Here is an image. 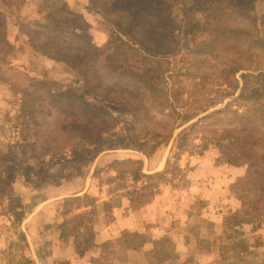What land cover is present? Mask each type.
<instances>
[{"label": "rangeland", "instance_id": "rangeland-1", "mask_svg": "<svg viewBox=\"0 0 264 264\" xmlns=\"http://www.w3.org/2000/svg\"><path fill=\"white\" fill-rule=\"evenodd\" d=\"M109 2L0 0V13L5 20L4 34L12 50L5 60H1L4 53H0V264H32L30 259L33 253L29 239L32 235L23 229V225L20 227L15 224V213L22 212L24 221L33 210L45 207L51 212L48 218L51 216L58 222L61 218L70 220L73 214H80L74 210L78 205L81 213L85 210L89 212L85 219H91L90 224L98 220L105 223L110 221L111 215L108 213L112 207L124 204V192H131L130 208L137 211L135 220L137 218L138 230L146 225L153 228L156 224L155 214L140 211L152 204L159 195L160 204L169 213L161 216L164 226L182 221L173 216V203L180 207L184 204L188 209L189 233L193 237L192 241L200 243L201 247H194L191 262L188 257H184L180 264H208L205 263L208 261L205 252L210 250L215 251L212 259L216 260L227 258L224 253H242L241 261L238 259L228 264H264V159H261L259 153L264 150V146L254 147L253 141L243 138H220L221 131L216 130L218 128L213 120L208 122L214 123L211 130L196 127L190 131L198 119L217 113L226 105L232 111H241L243 106L249 108L254 104L256 98L249 96H244L242 103L236 102L239 91L223 100V90L227 88L221 79L222 71L229 62L241 60V52L250 54L252 69L238 72L235 76L240 88L241 75L264 76V59H257L260 57L258 50L243 41L234 43L236 49L230 57L220 52L221 49L225 52L226 46L220 49L221 46L217 45L214 50L203 48L198 44L201 40L199 33L193 30L203 29L208 24L201 19L200 14L192 10L186 15L175 16L176 41L159 33L155 42H147L149 48L160 50L167 56L165 59H151L148 47L141 48L138 43L143 40L141 36L132 38L112 25L113 19L121 20V17L107 12ZM172 4L177 3L173 1ZM250 7V16L255 23V31L251 36L259 38L264 44V0H253ZM218 30L221 31L220 28ZM79 37L83 41H90L104 55L93 56L97 61H90L92 55L82 47H72V50L77 49L69 54L76 60L86 61L89 70L95 64L92 69L94 72H88V82L94 83L93 74L96 73L102 82L101 88L111 87L116 99L124 98L132 108L137 107L136 122L122 105L103 104L96 100L89 92L85 79L77 71L35 51L37 46L48 52L55 50V46L64 52L63 48L68 49L74 38ZM203 49L207 51L202 52ZM192 51L196 53L192 55ZM190 60L187 72L185 68ZM157 74L163 76L159 78ZM148 76L153 77L154 85L160 88L174 89L181 85V101L173 100L180 110L187 107L192 112L193 108L196 110L210 106L209 110L181 125L173 134L169 133L170 128L174 127L177 114L173 112L171 116L164 117L156 114L149 106L146 92L135 81ZM254 89L258 101L264 102V88L254 86ZM23 90L37 96L40 108L51 114L45 120L35 119L38 126L31 123V115L27 110L21 111ZM47 93L60 96L64 101L60 98L51 101L45 96ZM69 94L83 97L90 105L105 106L103 109L108 117H102L105 121L99 129L103 130L102 138L107 144L101 152L87 142L69 138L63 131H48L54 130L62 120L66 125L78 120L74 116L80 114L79 106L82 104L77 99L68 100ZM256 112V118H259L260 113H264V106L261 112ZM148 116L156 121L147 122ZM79 120L83 124L84 119ZM92 121L94 119H87V122ZM158 121L162 129L169 128L164 137H157L150 131ZM34 126L40 131L39 134ZM261 130L262 126L259 127ZM183 134L188 135L185 144ZM135 143L139 146L138 152L129 149L136 148ZM251 148L255 153L252 156L245 152V149ZM123 158L143 160L144 165L139 169L136 182L132 181L129 173L118 175L111 166L116 159ZM92 168L94 187L90 194L78 197V202H48V190ZM127 168L122 166L119 170ZM98 187L111 194L108 201L95 203L100 199L94 197ZM182 198L185 200L181 201ZM223 210L226 211L224 215ZM78 225L79 221L73 220L69 228L74 230ZM221 225L226 228L225 231L220 230ZM44 228L41 225L40 240L36 238L37 243L41 242L40 246H43L42 234L48 227ZM50 236L53 234L50 233ZM118 238L111 245L97 251L100 253V259L96 261L98 264H116L113 260L116 256L122 261L121 264H126L122 259L127 256L128 243L140 247L142 245L140 239L136 238H130L132 241L129 242L127 235ZM166 238L170 242L165 241L160 249L164 257L174 250L172 237L167 235ZM208 238L213 240L212 245L208 243ZM254 249L252 256L251 251ZM49 250L46 245L39 249L40 252L35 250V254L44 257ZM183 252L185 250L179 253L183 255ZM153 258L152 253L145 256L149 264Z\"/></svg>", "mask_w": 264, "mask_h": 264}, {"label": "trees", "instance_id": "trees-1", "mask_svg": "<svg viewBox=\"0 0 264 264\" xmlns=\"http://www.w3.org/2000/svg\"><path fill=\"white\" fill-rule=\"evenodd\" d=\"M91 2L94 0H90ZM108 1V0H106ZM109 6L106 8L107 12L115 13L116 16L121 17V20L113 19L112 25L116 26L119 30L124 31L127 35H130L132 38L137 36H141L143 39L142 42H138L141 48L149 49L147 51L149 54V58L153 59H165L167 58L165 53H161L160 50L157 49L152 50L149 48L147 42L156 41L159 33L165 34L166 38L169 40L176 41L177 35V26L175 24V16L181 14L186 15L188 11L200 14L201 19L205 20L208 24V27L203 29L193 30L200 35V43L199 45L203 46V48H209L214 50L217 45H220V49L223 47H227L225 52L221 53L230 55L235 51L236 46L234 43L238 41L248 42L250 46H254L259 54V58L264 59V44L261 40L256 38L254 35L251 36L253 30L255 31V23L250 16V4L253 0H109ZM173 1H176V5L172 4ZM103 4V3H101ZM98 5V4H95ZM178 5V6H177ZM104 7V6H103ZM224 18L223 21L220 19ZM121 21V22H118ZM5 20L0 13V53H4L1 56V60H5L6 56L10 55L12 50L11 46L7 42L4 34ZM213 28V29H212ZM221 29V31L218 30ZM181 32V27L179 28ZM194 33L193 35H195ZM67 35V34H63ZM137 35V36H136ZM187 35H191L187 33ZM156 37V38H155ZM70 39V38H69ZM144 41V43H143ZM65 43L64 45H67ZM81 44H85V46H81ZM147 45V46H146ZM156 45V44H155ZM157 46V45H156ZM72 47H82L89 51V55H92V59L90 61H97L93 59V56L102 57L104 54L99 52L97 48H95L90 41H83L79 38H74L72 46L68 49H64V52H60V50L54 46L53 51H47L45 49H39L38 46L35 47V51L46 56L48 58H52L69 68L77 71L79 74L83 76L86 81L89 92L93 95L96 100H99L103 104H113V105H122L124 109L129 112V114L133 117V120L136 122L138 119L137 115V107L132 108V105L128 100L116 99L115 94L112 91L111 87L105 86L101 88L100 84L102 83L99 77L93 74L95 81L94 83L88 82L89 77L88 72H94L92 69L95 67L93 64L90 68L86 67L87 62L82 60H76L74 56L69 53H72L77 48L72 50ZM81 49V48H79ZM199 52V50H197ZM203 51H207L203 49ZM194 55L196 52H190ZM198 54V53H197ZM240 57L242 59H238L234 62H229L222 71L221 79L226 90H223V100L224 98L233 96L237 91H239V96L236 102L242 103V99L244 96H249L250 98H256L255 103L252 104L249 108L247 106H243L241 111L239 109L232 111L229 105H226L225 108L214 113L209 116L202 117L196 121L195 124L191 127V132L193 128L202 127L204 129H212L214 127L213 124H209L208 122H215V126L217 131L220 130L219 137L220 138H228L232 140H238V138L247 139L254 142V147L264 146V113L260 117L256 118V110L262 111L264 102L258 101L259 97L255 93L254 86H261L264 88V76L262 74H258L257 76H253L251 74L241 75V83L242 87L239 88V83L235 79V76L238 72L241 71H250L251 68V55L248 53H240ZM250 59V61H248ZM191 64V60L186 66L185 71L188 72ZM254 69H259L255 67ZM90 72V74H91ZM161 78L163 75H156ZM178 77V75H177ZM139 83L146 92L148 96L149 106L155 111L156 114L169 117L174 114L176 115L174 127L168 129H162L160 122L154 123L151 132L155 134L157 137H162L164 133L169 130V133H172L181 125L185 124L193 120L198 115L206 113L210 106L205 108L196 109L193 108V111L189 108L182 107L181 110L177 108L174 104V99H179L182 95V87L181 85L177 86V88H165V87H157L153 83V77H141V79L137 78L135 80ZM249 85H252L249 86ZM230 90V91H229ZM233 92V94H231ZM49 100L54 101L60 98L64 101L60 96H55L52 93H47L45 95ZM68 100L77 99L81 102L82 106L80 107V114L74 116V118H78V120H73L69 125H66L62 120L60 124L54 128V130L48 131H58L65 132L69 138L74 137L77 141H83L90 144L97 151L104 150L107 141L102 138V129H99L104 125V121L102 117H108L107 112H104L105 106L99 104L100 106L90 105L85 99L76 94H69ZM173 101V103H172ZM21 111H28L31 115V123L35 124V119L43 118V120L50 117V113H46L42 108H40L38 97L30 93L28 90L21 91ZM174 104V105H173ZM141 107H144L141 105ZM165 111H168L165 113ZM139 119H142L141 116H138ZM84 119L83 124L80 123L79 119ZM92 118L94 121L87 122V119ZM56 121V119H54ZM147 122L156 121L152 116L146 117ZM34 121V122H33ZM211 125V127H209ZM34 126V127H35ZM262 126V130L259 131V127ZM36 128V127H35ZM149 131V130H148ZM215 131V133H217ZM40 132V131H39ZM38 128H36V133L39 134ZM171 134V135H172ZM169 135V134H168ZM183 143H187L186 134H183ZM164 137V136H163ZM167 137V136H165ZM74 144H72L73 146ZM136 148H129L130 150H134L138 152L139 146L135 143ZM246 153L254 155L252 148L245 149ZM259 153L262 155L261 159H264V150H260ZM143 163L140 159L137 158H123L116 159L112 162L111 166L114 167L117 174L122 176V174L131 176L133 182L138 180L139 169L142 167ZM122 166H128L126 170H119ZM120 171V172H119ZM116 177H119L116 175ZM264 186V183H263ZM264 187L262 188V191ZM77 198H66L64 202H78ZM75 212L80 214H73V219L64 220V222L59 226L61 230V238H68L75 236V250L79 256H82L92 245L94 232L92 230L90 220H86L85 218L89 214L88 211H84L81 213V207L76 206L74 208ZM15 215V224L21 225L23 214L22 212H17ZM72 215V214H71ZM73 220L79 221V225L74 227V230H70V225H72ZM14 224V223H13ZM22 238H25L22 233H20ZM168 256H166L167 258ZM94 264H98L95 262Z\"/></svg>", "mask_w": 264, "mask_h": 264}, {"label": "crops", "instance_id": "crops-1", "mask_svg": "<svg viewBox=\"0 0 264 264\" xmlns=\"http://www.w3.org/2000/svg\"><path fill=\"white\" fill-rule=\"evenodd\" d=\"M141 161L143 163V160ZM93 171V168L91 170H84L75 178L69 179L67 183H61L56 186V188L48 190L46 192L48 202L64 200L66 198H78L90 194L94 187ZM96 190L97 192L94 197H100V199L95 202L96 204L103 203L111 198V194L103 192V189L101 190L98 187ZM124 193V204L122 206L112 207L108 213L111 215L109 222L102 223L101 220H98L93 223V225L91 224L94 232L93 242L91 247L82 256H79L75 250L74 235L73 237H68L66 239L61 238V230L59 226L64 222L65 218H61V220L57 222L53 220L51 216L48 218V214H51L49 211L50 209L38 207L37 209L33 210L31 215H29L27 219H23L24 221H22L20 225V227L23 225V229H27V231H29L32 235L31 238L29 237L31 252L33 253L32 259H30L32 264H94L98 259H100V253L97 251H101L100 249L103 247L111 245L117 241V238H120L121 235H127L129 242L132 241L130 238L140 239L142 242L141 247L132 245V242L128 243L127 249L125 248L127 250V256H124L122 259L126 264H149V262L145 260V256H147L149 253L154 255V264H166L168 262H171V264H180V260H184V257H188L189 262H191L190 257L193 255L192 251L194 250V247H201V245L200 243H196V241H192L193 237H191L189 233L191 229L189 228L190 223L187 216L188 209L184 206V204L180 207L179 204L173 203L171 206V211L173 216L175 215V219H181L182 221H177V223L174 225L170 224L169 226H164L161 216H166L169 213H166L165 210H167V208H163L160 204V195L157 196L152 204L145 206V208L141 209L140 211L145 212L146 214H155L154 219L156 220V224L153 226V228L146 225L145 227L143 226L141 230H138V222H136L137 218L135 220V217L138 215L137 211H133L130 208L131 192ZM184 200L185 198H182L181 201ZM187 200L189 199L187 198ZM224 213H226L225 210H223L222 215H224ZM102 218L98 217L97 219ZM220 219H222L221 216ZM41 225L46 228L48 227L47 231L42 234L44 236L43 246L47 245L50 249L49 253L44 255V257H41L40 255L37 256L35 254L37 251L40 252L39 249L43 248V246H40L41 242H36V238L37 240H40L41 237L39 236V233H41ZM225 229L226 228L221 225L220 230L225 231ZM50 233L53 234V236H50ZM167 235L172 237L174 250L166 258L163 256V253L160 251V249L161 245L165 241L170 242V240L166 238ZM208 241L210 245L213 244V240H211V238H208ZM183 250H185V252H183L184 254L182 255L179 252H182ZM205 253L208 259V261L205 263L208 264H212L213 262H218L216 264H228L234 260L237 262L238 259H241L240 255L242 254L241 253L238 255L237 252H231L230 255L228 253H224L223 255L227 258L224 259L220 257L218 260H216V258L212 259L215 251L210 250L206 251ZM254 253L255 249L251 251V255L253 256ZM113 260L116 264H121L122 262L117 258V256L114 257ZM153 261L151 264H153Z\"/></svg>", "mask_w": 264, "mask_h": 264}]
</instances>
